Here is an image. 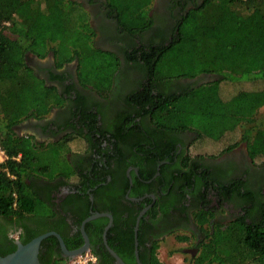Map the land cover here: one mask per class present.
<instances>
[{
    "label": "trees",
    "instance_id": "trees-1",
    "mask_svg": "<svg viewBox=\"0 0 264 264\" xmlns=\"http://www.w3.org/2000/svg\"><path fill=\"white\" fill-rule=\"evenodd\" d=\"M168 1L166 15L159 17L162 26L157 27L147 12L153 0H102L100 8L116 27L114 37L125 43L115 52L94 45L96 32L78 1L0 0V147L7 156L0 166V217L17 223L45 216L50 212L48 206L26 181L73 174L67 165V172L60 171L66 163L68 140L35 144L32 137L15 131L23 121L41 120L53 107L64 104L56 86L33 72L28 55L43 59L51 53L56 68L75 61L79 85L100 96L110 91L122 57L126 75L136 74L123 99L133 106V118L146 114L161 133L190 131L194 136L191 147L198 140L220 141L238 130L239 140L221 152L243 142L248 157L259 159L257 166H264V121L258 117L259 109L264 108V0ZM147 30L150 34L144 37ZM200 74L215 79L187 87L175 84ZM243 81L258 82L259 87L221 97L222 82ZM127 118L131 117L126 113L117 115V129L129 127L121 122ZM138 128L152 144L153 131L147 129L146 135L137 125L131 129L136 134ZM194 156L197 161L202 158ZM193 161L195 158L187 157L183 165ZM183 174L191 184L192 172L186 169ZM256 184L255 189L247 181L235 179L213 186L224 201L240 199L244 213L221 223L212 221L215 214L211 209L194 212L197 232L190 229L188 234L176 236L180 242L201 236L197 253L187 264H264V171ZM149 211L155 216L157 203ZM159 241L151 247V264H162L156 259ZM15 247L1 252L0 257ZM38 258L43 264L40 254ZM62 263V258L49 262Z\"/></svg>",
    "mask_w": 264,
    "mask_h": 264
},
{
    "label": "flooded vegetation",
    "instance_id": "flooded-vegetation-1",
    "mask_svg": "<svg viewBox=\"0 0 264 264\" xmlns=\"http://www.w3.org/2000/svg\"><path fill=\"white\" fill-rule=\"evenodd\" d=\"M81 1L86 5L85 11L96 32L94 45L115 52L121 49L125 43L114 37L117 35L116 27L100 8L102 0ZM154 1L158 8L153 17L158 27L162 26L159 17L165 14L169 1ZM148 14H151L150 10ZM149 34L150 30H147L142 35L148 37ZM134 40L137 42L138 38ZM125 62L121 57L122 71L115 73L111 89L103 97L79 85L74 61L56 68L51 53L43 59L27 56L33 72L47 84L56 86L64 99V104L53 107L45 118L26 120L34 134L33 143L46 145L68 140L66 163L60 171L67 172L66 167L69 166L73 174L26 181L50 212L43 217L18 220L17 223L0 217V253L12 245L16 246L17 240L24 244L23 240L54 232L67 251L86 246L85 251L95 257V264H121L116 257L123 264H151V247L155 240H164L175 232L177 234L173 237L176 239L177 235L188 234L190 229L197 232L193 213L198 209L213 210L215 217L212 221L221 223L243 215L240 199L224 201L217 196L213 186L240 179L256 189V178H260L264 166L253 164L243 142L232 150L197 161L190 152L192 132L161 133L153 127L146 114L143 113L144 118H133L136 115L133 106H128L122 99L131 91V80L136 74L126 75L123 70ZM56 75L55 79L51 78ZM198 78L215 79L214 76L200 74L175 84L186 87ZM119 92V101L115 102ZM123 113L131 117L121 120L129 123V127L117 129L116 117ZM136 125L143 134L148 135L147 129L153 131L152 144L139 134V128L134 133L131 128ZM117 132L120 135L115 137L113 134L117 135ZM187 157L196 161L188 162L189 166L185 167L183 164ZM186 169L192 172L191 184H187L188 179L183 177ZM253 175L255 181H251ZM156 203L158 212L152 216L149 210ZM97 213L107 215L89 219L82 227L85 219ZM192 238L181 241L185 244L184 252L190 256L197 253L201 236ZM39 254L43 264L68 258L54 235L41 240Z\"/></svg>",
    "mask_w": 264,
    "mask_h": 264
},
{
    "label": "rangeland",
    "instance_id": "rangeland-1",
    "mask_svg": "<svg viewBox=\"0 0 264 264\" xmlns=\"http://www.w3.org/2000/svg\"><path fill=\"white\" fill-rule=\"evenodd\" d=\"M194 1H199V0H194ZM157 8L158 7L156 6L155 1L153 0L151 7L148 9V11L149 10L151 11V14H150L151 17L155 15V13L157 12ZM98 45L101 46L100 43ZM207 79L208 78H205V79L198 78L194 80L193 83H190V84L203 83L205 81H208ZM177 82H181V80H178ZM220 85H221L220 89H221L222 98H228L233 93H235L236 91L240 89H256L259 87L258 82L256 83V82H244V81L236 82V83L222 82ZM116 94H117L116 96L118 97L115 96V102L118 101L117 98H119L118 94H120V92ZM258 117L261 119V121L262 120L264 121V108L259 109ZM193 138L194 136H192V141H193ZM238 138H239V131L236 130V131L227 133L220 141H214V140H208V139H204L201 141L198 140L190 148V152L193 155L202 156V158L207 157V156L215 157L218 154H220L221 149L227 147L233 142H236L237 140H239ZM253 162H254L253 164H255L256 166L260 164L259 159H256ZM251 181H255L254 175ZM224 210L222 211V213H223V216L225 217ZM175 234L177 233L176 232L172 233L170 234L169 237L165 238L164 240L159 241L158 248L156 249V259H158L162 264H187L188 260L190 259V255L188 253H185L183 250V246H185V244L178 242L177 239L173 237ZM188 247L189 246H187L186 248Z\"/></svg>",
    "mask_w": 264,
    "mask_h": 264
},
{
    "label": "water",
    "instance_id": "water-1",
    "mask_svg": "<svg viewBox=\"0 0 264 264\" xmlns=\"http://www.w3.org/2000/svg\"><path fill=\"white\" fill-rule=\"evenodd\" d=\"M104 215H107V214L97 213V214L89 216L87 219H85L82 222V227H83V224L87 220L98 217V216H104ZM49 235H54L56 238L59 239L61 246L63 247V250L65 251V254L66 256H68V258L79 255L87 249V247L84 246L74 251H67L64 249V246H63V243L60 237L54 232H49V233L38 235L24 244L21 243L19 240H17L16 248L12 252L0 257V264H40L39 258H38L39 245H40L41 240ZM110 252L114 256H116L112 250H110ZM116 258L119 261V263L123 264L118 257Z\"/></svg>",
    "mask_w": 264,
    "mask_h": 264
},
{
    "label": "built area",
    "instance_id": "built-area-1",
    "mask_svg": "<svg viewBox=\"0 0 264 264\" xmlns=\"http://www.w3.org/2000/svg\"><path fill=\"white\" fill-rule=\"evenodd\" d=\"M19 157V155H17ZM7 159V156L3 149L0 147V166ZM96 259L92 256L88 251H84L83 253L76 255L71 258H67L63 261L62 264H95Z\"/></svg>",
    "mask_w": 264,
    "mask_h": 264
},
{
    "label": "crops",
    "instance_id": "crops-1",
    "mask_svg": "<svg viewBox=\"0 0 264 264\" xmlns=\"http://www.w3.org/2000/svg\"><path fill=\"white\" fill-rule=\"evenodd\" d=\"M78 2H80V3H82L83 4V7L84 6H86L85 4H84V1H80V0H78ZM75 62V61H74ZM96 93V92H95ZM109 93V92H108ZM97 94V93H96ZM108 95V94H107ZM106 95V96H107ZM123 96V95H122ZM104 97V96H103ZM125 97V96H124ZM124 97H123V99H124ZM123 99H122V101H123ZM119 101V100H118ZM28 121V120H27ZM28 122H30V121H28ZM15 131L17 132V134L19 135V136H30V137H32L34 134H33V131L32 130H30L29 128H28V126H27V124H26V120L25 121H23L22 123H20L18 126H16L15 127ZM71 148H73V146H71Z\"/></svg>",
    "mask_w": 264,
    "mask_h": 264
}]
</instances>
